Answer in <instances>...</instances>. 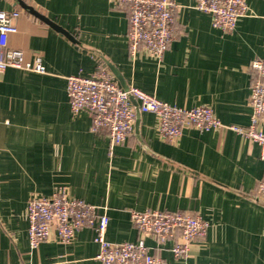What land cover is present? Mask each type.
<instances>
[{"label": "crops", "instance_id": "0c3cea01", "mask_svg": "<svg viewBox=\"0 0 264 264\" xmlns=\"http://www.w3.org/2000/svg\"><path fill=\"white\" fill-rule=\"evenodd\" d=\"M174 1L175 40L158 60L145 48L131 56L129 7L116 0H0L1 9L21 13L9 49L29 62L41 58L46 68L45 74L8 68L0 78V264H100L89 228L69 244L53 237L30 248L28 201L59 188L106 208V238L113 244L142 237L132 211L175 212L200 216L209 226L182 258L173 255L171 242L158 248L145 237L151 253L167 264H264L261 148L226 128L251 124L250 66L264 61V0H247V15L230 32L214 27L195 0ZM106 62L128 87L178 108L208 107L224 127L185 129L171 143L162 138L157 116L141 114L139 136L134 128L124 145L111 147L108 132L94 133L93 115L74 112L68 94V77L92 76L99 65L108 68ZM259 123L264 133V116Z\"/></svg>", "mask_w": 264, "mask_h": 264}, {"label": "built area", "instance_id": "2783aa9c", "mask_svg": "<svg viewBox=\"0 0 264 264\" xmlns=\"http://www.w3.org/2000/svg\"><path fill=\"white\" fill-rule=\"evenodd\" d=\"M129 7V51L136 56L145 48L155 59L161 60L175 40L174 25L178 6L174 0H116ZM195 9L212 16L213 26L230 32L240 18L248 13L247 0H195ZM19 11L7 12L0 7V78L8 68L45 74L41 58L25 60L20 50H10L9 37L17 32L15 21ZM250 87L251 124L247 127L227 126L261 148L264 159V133L259 120L264 116V61L255 59ZM68 94L74 112L86 110L93 115L92 131L106 130L111 147L124 145L134 134L136 110L130 97L138 103L141 114H154L159 119V131L168 142H176L185 129L199 131L224 127L208 107L178 108L162 102L134 86L125 91L105 65H99L89 77H68ZM258 198L264 202V178L258 185ZM30 248L53 237L64 244L71 243L83 229H93L94 241L99 244L97 260L100 264H167L151 253L145 237L152 238L157 247L172 243L176 258L187 256L193 242L202 239L208 223L200 216L175 212L147 210L132 211L131 221L142 237L136 243L113 244L106 238L109 216L106 208L93 206L70 197L66 188H59L49 198L31 197L27 205Z\"/></svg>", "mask_w": 264, "mask_h": 264}, {"label": "water", "instance_id": "95a60500", "mask_svg": "<svg viewBox=\"0 0 264 264\" xmlns=\"http://www.w3.org/2000/svg\"><path fill=\"white\" fill-rule=\"evenodd\" d=\"M19 3H20V6L25 11H27L29 14H31L35 18L39 19L40 21L44 22L45 24L50 26L53 30H55L56 32H58V33L62 34L63 36H65L72 43L80 46V43L69 32H67L66 30H64L63 28H61L60 26H58L54 22H52L45 15L41 14L40 12H38L33 6H29L25 2H22V1H20ZM106 65L109 68L110 72L114 75L116 80L119 82L120 86L125 91H127L129 89V87L126 84V82L124 81V79L122 78V76L119 73V71L112 64H110L109 62H106ZM130 100H131V102L134 105L135 110H136L135 134H136V136H139V134H140L141 113H140L139 106H138V103L136 102V100L133 97H130Z\"/></svg>", "mask_w": 264, "mask_h": 264}]
</instances>
